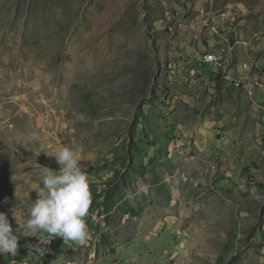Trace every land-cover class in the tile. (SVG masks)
Masks as SVG:
<instances>
[{
    "label": "rangeland",
    "instance_id": "rangeland-1",
    "mask_svg": "<svg viewBox=\"0 0 264 264\" xmlns=\"http://www.w3.org/2000/svg\"><path fill=\"white\" fill-rule=\"evenodd\" d=\"M230 7L241 25L227 35L249 40L237 63L264 83V0H0V211L19 248L59 238L25 223L50 168L38 158L71 145L94 239L64 240L50 264H264V134L250 123L264 125V99L191 63L202 15ZM15 256L0 264H45L41 250Z\"/></svg>",
    "mask_w": 264,
    "mask_h": 264
},
{
    "label": "clouds",
    "instance_id": "clouds-1",
    "mask_svg": "<svg viewBox=\"0 0 264 264\" xmlns=\"http://www.w3.org/2000/svg\"><path fill=\"white\" fill-rule=\"evenodd\" d=\"M49 156L58 168H48L42 174L41 186L35 189L36 199L30 208L25 229L32 234L43 231L86 247L94 239L86 222L92 198L89 178L80 163V153L75 147L65 145ZM18 248L19 239L8 214L0 211V255L15 256Z\"/></svg>",
    "mask_w": 264,
    "mask_h": 264
},
{
    "label": "crops",
    "instance_id": "crops-1",
    "mask_svg": "<svg viewBox=\"0 0 264 264\" xmlns=\"http://www.w3.org/2000/svg\"><path fill=\"white\" fill-rule=\"evenodd\" d=\"M234 28V27H233ZM233 28H231L230 30H225L226 32L228 31V32H231V34H235V33H237L236 32V30H234L233 31ZM237 30H238V34L237 35H239V36H241V35H245L242 31H240V28L239 27H237ZM194 37V36H193ZM239 46V45H238ZM250 46H251V43H250ZM204 48V46H202V43L200 42V44L199 45H196L195 46V50L194 51H197V49H200V51L202 50ZM245 48H248V47H245ZM251 48H252V46L251 47H249L248 49L251 51ZM237 48H235L234 50H232V51H229V65L230 66H228V71H229V73H230V75H231V78L229 79V80H223V79H218L217 77H216V75L214 74V72L212 71V69H211V67H210V65H205V66H203V65H201L200 63H198V62H196V61H194L193 59V62H191L192 63V67L193 66H196L195 68V70L193 71V74L194 75H197V74H199V75H202V79H204V80H206L207 81V83H210V84H212V85H215V84H217V86H221V84H223L224 83V85H226V84H231L232 85V87L234 88V89H236V88H238V89H244V88H242V87H237L236 85H235V81L234 80H238V77H242L243 76V74H244V72H243V64H240V63H237V61L240 59H242L244 56H246L247 54L245 53V51H244V49H239V50H236ZM191 52H193V51H191ZM252 52V51H251ZM251 55H253L252 56V58L254 59V54H253V52L250 54V56ZM231 59V60H230ZM232 61H233V70H232ZM191 65V64H190ZM209 68V69H208ZM252 68H254V65L252 66ZM249 72H251L252 73V71H253V69H252V71H250V70H248ZM233 72V73H232ZM255 73V75H260V72H254ZM182 75H185V74H182ZM186 75H187V73H186ZM187 77H188V75H187ZM197 77H200V76H197ZM196 77V78H197ZM261 77V76H260ZM180 78H182L181 76H180ZM250 79H252L250 82H247V86H253V80H255V79H257V78H255V77H249V78H247V80L249 81ZM194 81V80H193ZM219 81H221V83L220 84H218V82ZM263 81H264V76H263ZM253 83V84H252ZM236 86V87H235ZM261 89H259V90H255L256 91V98L259 100V101H262L261 100V98L262 99H264V94H262V96H260V94L261 93H259L258 95H257V93L260 91ZM249 94H250V98H251V100H252V105L254 106V107H258V106H256V103L258 102L257 100V102L255 101V97H253V96H255V95H252L251 94V92L249 91ZM259 103V102H258ZM252 105H251V108H250V106H248V110L247 111H244V113H245V115L246 114H251L252 116V119L253 118H256V119H258V120H260V118L262 119L263 118V114H262V112L260 113L259 111H256L255 109H253L252 108ZM261 105V104H260ZM262 106V105H261ZM260 111H261V109H260ZM258 112H259V115H258ZM243 113V112H242ZM244 117L245 116H240L239 118L237 117V119H234L232 116H231V114L230 113H226L225 115H224V118H223V120L222 121H225V122H227L228 121V123H234V121H236V123H241V124H245V119H244ZM251 119V120H252ZM250 123H252V130H253V132H262L263 134H264V125H261L260 123L259 124H257V121H255V120H253V122H250Z\"/></svg>",
    "mask_w": 264,
    "mask_h": 264
},
{
    "label": "built area",
    "instance_id": "built-area-1",
    "mask_svg": "<svg viewBox=\"0 0 264 264\" xmlns=\"http://www.w3.org/2000/svg\"><path fill=\"white\" fill-rule=\"evenodd\" d=\"M171 20V19H169ZM174 22L171 20V23ZM209 22H217V29L216 31H220L223 35H225V30H230L236 25H241L240 21V14L238 11L230 7L226 13L223 14H211V21H200L199 25L201 28V34H203L204 28L207 27V24ZM247 35H241L238 36V38L235 39H230V45L234 48L235 43H242L245 44V38ZM171 42H172V32H171ZM203 46L204 48L199 51L196 55V57L193 56V60L200 63L201 65L205 66L210 63H217V58H219V52L214 51V43L213 41L210 40V38H204L203 40ZM243 67L246 68L248 71L247 66L245 65V62L243 64ZM233 73V72H232ZM248 73H251L248 71ZM251 73L249 74V77H255L258 79V86H247V79L246 81H242V77H238V80L242 81V88H248L251 94H254V89H263L264 88V83L261 81L262 77L259 75H255ZM183 82H184V77H183Z\"/></svg>",
    "mask_w": 264,
    "mask_h": 264
},
{
    "label": "bare ground",
    "instance_id": "bare-ground-1",
    "mask_svg": "<svg viewBox=\"0 0 264 264\" xmlns=\"http://www.w3.org/2000/svg\"><path fill=\"white\" fill-rule=\"evenodd\" d=\"M228 11V9H219L216 11H211L209 13V17H206V14L202 15L201 21H211V14H223L226 13ZM168 29L170 31V33H174L176 30V27L172 24H168ZM217 29V22H209V24H207V27L204 28V32L205 33V38H210L211 41H213L214 43V51H218L219 52V58H217V63H210L208 65H210L212 71L214 72V74L216 75V77L218 79H223V80H229L231 78V75L228 71V66H229V51L234 50L238 45H241L242 43H235L234 44V48L230 45V39H235V37H231L228 36L226 31H225V35H223L220 31H216ZM248 39L245 40V44L243 45H248ZM175 61V60H174ZM175 63V62H174ZM245 65L247 66L248 70H252V66L249 64L247 65V63H245ZM173 71V70H172ZM177 71V70H176ZM175 76V75H174ZM173 76V77H174ZM172 78V77H171ZM173 80V79H172ZM235 81V85L238 87H242V81L240 80H234ZM248 82V81H247ZM173 83V82H172ZM251 83V82H250ZM254 83V84H253ZM253 86H258V79L253 80ZM255 95V94H252ZM178 95L175 96V98H177Z\"/></svg>",
    "mask_w": 264,
    "mask_h": 264
},
{
    "label": "trees",
    "instance_id": "trees-1",
    "mask_svg": "<svg viewBox=\"0 0 264 264\" xmlns=\"http://www.w3.org/2000/svg\"><path fill=\"white\" fill-rule=\"evenodd\" d=\"M152 36V35H151ZM221 81L218 82L220 84ZM38 160L45 166H48L53 169H57L58 165L55 163L53 159L50 158V156L42 155L38 158ZM109 196H107L108 198ZM96 203V199L91 202V206H93ZM64 243V240L61 238H55L52 240V242L49 244L50 250H46L45 248H42V245H40V240L36 237L32 238H25L24 240L20 241V248H19V255L15 256V259H22L26 257L29 254L30 250L34 251H40L43 253L44 257V263L50 264L53 259L57 257V255L61 251V247ZM39 249V250H37ZM222 256L219 257V261H222Z\"/></svg>",
    "mask_w": 264,
    "mask_h": 264
}]
</instances>
